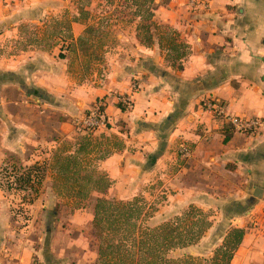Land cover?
Wrapping results in <instances>:
<instances>
[{
    "label": "crops",
    "instance_id": "0c3cea01",
    "mask_svg": "<svg viewBox=\"0 0 264 264\" xmlns=\"http://www.w3.org/2000/svg\"><path fill=\"white\" fill-rule=\"evenodd\" d=\"M197 1L204 5L156 0L155 20L187 43L185 60L171 64L158 41L149 48L135 37L129 69L95 82L79 77L64 58L68 43L50 37L25 44L23 36L26 28L50 33L52 21L65 13L76 17L71 27L77 38L85 24L75 0H0V166L17 156L46 168L62 145L77 152L79 137L87 134L79 123L105 98L109 124L90 136L86 159L93 160L95 148L103 150L99 173L111 182L105 197L127 202L142 195L155 206L161 195L155 226L191 206L215 212L208 232L224 225L223 242L228 230H246L231 264H264V0ZM131 94V110L122 111L118 96ZM208 101L222 104L227 116L258 119L262 127L252 135L236 133L205 108ZM7 192L0 188V264H49L54 248L42 249L25 236ZM42 192L53 193V185ZM37 203L30 207H55ZM93 221L88 211L73 215L80 233L66 247L75 252L68 260L58 255L60 264H88Z\"/></svg>",
    "mask_w": 264,
    "mask_h": 264
},
{
    "label": "rangeland",
    "instance_id": "374dc122",
    "mask_svg": "<svg viewBox=\"0 0 264 264\" xmlns=\"http://www.w3.org/2000/svg\"><path fill=\"white\" fill-rule=\"evenodd\" d=\"M74 3L79 10H82L81 15L77 18L85 24V28L80 31L77 38H75L71 27L72 23L76 21V17H71L63 13L52 21L50 33L39 32L38 28H32V30L26 28L23 33L25 44H30L33 40H35L34 43H37L39 42L38 40L50 39V37L52 43L56 40H59L57 44H61V42L68 43L63 49V51H66L64 58H69L71 68L84 80L91 81L93 79V81L97 82V80L103 79V77L114 73L116 70L127 71L129 69L131 52H133V49L130 48L131 42L135 37L138 40L137 28L140 23V18L136 15L140 11V8L137 2L135 3L133 0H75ZM148 8H150L149 4L146 6V9ZM87 9L91 13L84 11ZM142 12L145 11L143 10ZM162 32L159 31L158 36H161ZM166 44L167 42L164 41L165 46ZM162 52L171 64L175 63V60L171 58V56H174L172 52L166 49L162 50ZM175 64L178 65V62ZM86 139L92 140L86 134L79 137L78 144H83ZM90 149L91 147L88 148V151ZM28 150L27 155L34 154L35 152V150L32 152V149L29 148ZM70 150L71 148L69 146L62 145L61 151L59 152L60 154L68 155ZM88 155L85 154L84 156ZM102 156L103 150L98 151V148H95V153L92 157L93 160L87 161L90 171L100 174V160L98 158ZM24 158L10 156L0 166V188L2 190L7 192L8 183L16 182V178L21 176L26 168L32 167L26 165L27 162L24 161ZM45 164L47 165L45 168L46 179H44L40 195L37 198L34 196L33 190L29 187L22 192L16 191V187L10 192H7L5 198L10 203L11 213L14 215V220L18 222V227L24 229L25 236L27 235L34 239L36 245L42 249L45 246L53 247L54 252L49 260V264H60L57 259L58 255L63 254L68 260L72 258L71 256L75 252V248L66 247L67 242L71 245L69 240L76 239L78 233H80L73 228V223H71L73 215L76 212H82L85 216L87 211L88 213L94 214L98 194H93L90 198L78 203L68 194L74 185L57 180L55 159ZM51 174H54L53 179ZM52 185L53 193L42 192L45 188L49 189ZM139 197H142V195H139ZM143 198L145 197L143 196ZM31 201H34V203L38 201L37 204L49 203L53 204V206L55 204V207L51 210L39 209L37 207L31 208ZM156 203L157 205L150 206L151 209H154V212L152 213V218L148 219L147 225L151 227H156V222L151 219L160 210L157 208L162 203L161 195L156 200ZM187 210L182 212L181 215ZM214 213L209 212L208 214L212 216ZM156 225L159 226L158 224ZM224 233V225H218L212 233L208 232L196 245L187 250L177 251L172 254V257L178 259L184 256H192L199 259H209L213 256L216 249L223 244L220 238L221 236L223 237ZM93 252H98V241L95 233L93 236V244L91 245V253ZM91 253L89 254L90 259H88V264H97L98 255L91 258Z\"/></svg>",
    "mask_w": 264,
    "mask_h": 264
},
{
    "label": "trees",
    "instance_id": "16d2710c",
    "mask_svg": "<svg viewBox=\"0 0 264 264\" xmlns=\"http://www.w3.org/2000/svg\"><path fill=\"white\" fill-rule=\"evenodd\" d=\"M139 5L137 17L140 23L137 38L146 47L159 42L161 50H168L176 62L188 57V45L179 33L171 26L159 24L155 20L158 10L156 0H133ZM147 4L150 8L146 9ZM145 12H142V11ZM163 31L161 36L158 32ZM143 35V37H142ZM164 41L167 42L166 46ZM174 63V64H175ZM181 67V64H180ZM122 111H129L128 106L119 105ZM92 136L94 132L87 131ZM91 141L86 139L73 154H57L55 166L57 180L72 183L68 192L78 203L97 193L94 209L93 227L98 241L97 264H231L236 252L243 243L245 229L228 230L223 244L216 249L209 259L184 256L175 259L172 254L187 250L200 242L212 227L211 215L191 206L185 213L151 227L147 225L152 218L153 209L143 197H136L131 202L110 200L105 197L111 186L109 179L102 174L89 170L86 159ZM45 179V167L35 164L26 168L16 178V182L8 183V190L23 191L29 187L37 198ZM19 188V190H18ZM29 190V189H28ZM34 201L30 202V204Z\"/></svg>",
    "mask_w": 264,
    "mask_h": 264
},
{
    "label": "built area",
    "instance_id": "2783aa9c",
    "mask_svg": "<svg viewBox=\"0 0 264 264\" xmlns=\"http://www.w3.org/2000/svg\"><path fill=\"white\" fill-rule=\"evenodd\" d=\"M191 5L194 7L204 5L203 2L197 0H191ZM138 90V86H133V93L135 94ZM131 95L118 96L119 105L128 106L132 108L133 97ZM205 108L216 117L226 118L232 130L240 134H256L262 127V122L258 119H248L245 117L238 116H227L225 108L222 104L215 101H208L205 103ZM107 101L105 98L98 99L91 109L87 112L83 120L79 123V127L83 128L84 131L97 132L102 129H106L109 124V118L107 116ZM78 123V122H77ZM183 155L188 158L191 152L187 148H183Z\"/></svg>",
    "mask_w": 264,
    "mask_h": 264
}]
</instances>
